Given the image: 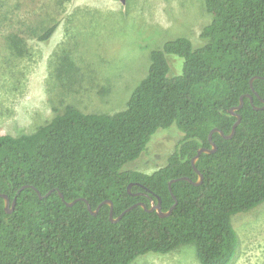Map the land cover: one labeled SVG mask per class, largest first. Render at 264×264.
<instances>
[{
    "label": "trees",
    "instance_id": "16d2710c",
    "mask_svg": "<svg viewBox=\"0 0 264 264\" xmlns=\"http://www.w3.org/2000/svg\"><path fill=\"white\" fill-rule=\"evenodd\" d=\"M64 2L47 21L14 28L0 0V25L9 31L5 44L14 60L27 54L29 41L50 44ZM203 5L211 21L202 43L179 36L153 49L147 75L114 114L80 106L73 95L91 99L85 84L92 71L83 74L74 56L87 43L78 31L64 44L53 75V117L33 133L0 134V194L17 199L8 213L0 197V264H133L188 245L200 264H235L241 240L232 219L264 203V109L254 108L264 106V0ZM241 98L235 135L213 134L217 151L200 156L196 167L204 181L195 185L193 158L211 148L214 129L231 134L237 118L230 110ZM167 132L181 137L164 166L151 174L128 168ZM140 192L160 199L164 212L176 207L165 218L141 206L126 212L140 203L151 208ZM83 199L93 211L110 200L113 217H122L112 222L105 204L93 215Z\"/></svg>",
    "mask_w": 264,
    "mask_h": 264
},
{
    "label": "rangeland",
    "instance_id": "374dc122",
    "mask_svg": "<svg viewBox=\"0 0 264 264\" xmlns=\"http://www.w3.org/2000/svg\"><path fill=\"white\" fill-rule=\"evenodd\" d=\"M62 0H4L12 26L38 25L53 16ZM61 24L49 45L29 41L23 58L13 59L5 44L8 29L0 25V134L33 133L54 115L51 89L55 62L75 32L85 37L75 60L83 74L92 71L88 92L73 95L87 112L114 114L124 110L134 89L147 75L150 53L167 40L185 36L196 46L211 18L203 0H65ZM8 31V32H7ZM84 43V42H83ZM62 92V88L60 87ZM63 96V94H62ZM73 99H67L72 101ZM179 134L159 133L129 169L151 174L164 166ZM241 240L235 264H264V203L233 217ZM133 264H200L192 245L168 254H148Z\"/></svg>",
    "mask_w": 264,
    "mask_h": 264
},
{
    "label": "water",
    "instance_id": "95a60500",
    "mask_svg": "<svg viewBox=\"0 0 264 264\" xmlns=\"http://www.w3.org/2000/svg\"><path fill=\"white\" fill-rule=\"evenodd\" d=\"M122 2L124 3L125 0H122ZM255 79H256V78H254V79L251 80V85H252V86H253V81H254ZM249 98H251V100H252V96H249ZM243 105H244V98H241L240 105H239L238 107H235V108H233V109L230 110V113H231L233 116H236V118H237V122L234 124L231 134H229V135H225L223 131H221V130H219V129H214V130L211 132V134H210L211 148H210V149H209V148H201V149H199V150H198V153H197V156H196L195 158H193V160H192V164H193V166H194V168H195V171L197 172L198 177H199V178H198V181L194 183L195 185H201V184L203 183V181H204V175H203V174L197 169V167H196V164H197V162L199 161L200 156H201L202 154H213V153H215V152L217 151V145L213 142V138H212V137H213V134H214L215 132H218V133H220L224 138H226V139H232L233 136H234L235 133H236V129H237V127L240 125V123H241V121H242V117H241V115H239V114L236 113V112L239 111V110H241L242 107H243ZM262 109H264V107H263ZM181 180H186V181H189L190 183H193V181H192L191 179L186 178V177H185V178H182ZM175 181H178V180H174V181L170 182V185H169L170 189H172V188H171V187H172V183L175 182ZM24 188H27V187H24ZM24 188H23V189H24ZM129 188H131V187H129ZM23 189H22V190H23ZM22 190H21V191H22ZM37 192H38L39 197H40V198H43L42 194H41L39 191H37ZM51 193H52V192H49L46 196H49ZM59 195H60V197L65 201L63 194H62V193H59ZM0 197L4 198V200H5V208H6L7 212H8V213H12V212L14 211L15 207H16L17 199L15 198L14 201L11 203L10 198H9L7 195L0 194ZM83 201L87 203V205H88V209H89V211H90L93 215H97L98 212H99V210H100V208L102 207V205L105 204V205H109L110 208H111L110 218H111L112 222H118V221L121 219V217H122V216H120V217L117 218V219H115V218L113 217V214H114V206H113V202L110 201V200L104 201V202L98 207V209L95 210V211L92 210L91 205H90L85 199H83ZM77 202H78V200H76V201H74V202H70V203L66 202V204H67V206L72 207V206H74ZM138 206H141L143 209H145V210H147V211H149V212L156 211L157 214H158L160 217H162V218L169 217V216L172 214L174 208L176 207V205H174V206H173L168 212H164V211L162 210L161 200L159 199L157 205H156V204L154 203V201L152 200L151 208H148L147 205L144 204V203H140V204H137V205L133 206L132 208L126 210V212H129L131 209H133V208H135V207H138ZM126 212H124V213H126Z\"/></svg>",
    "mask_w": 264,
    "mask_h": 264
},
{
    "label": "flooded vegetation",
    "instance_id": "af4514ba",
    "mask_svg": "<svg viewBox=\"0 0 264 264\" xmlns=\"http://www.w3.org/2000/svg\"><path fill=\"white\" fill-rule=\"evenodd\" d=\"M251 99V98H250ZM262 102L264 103V100L262 99ZM251 103L253 104V98H252V100H251ZM264 107V106H263ZM263 107H254L256 110H259V109H262ZM210 144H211V142H210ZM134 186V184H131L129 187H131V188H129V190H131L132 189V187ZM136 195H138V196H140V195H143L144 197L143 198H145V199H148L150 202H151V205H152V200L154 201V203L157 205L158 204V202L156 203L155 202V200H154V197H152V196H150L148 193H146V192H140V193H137Z\"/></svg>",
    "mask_w": 264,
    "mask_h": 264
}]
</instances>
